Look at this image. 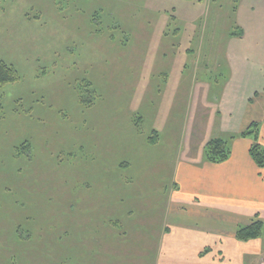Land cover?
Returning <instances> with one entry per match:
<instances>
[{"label": "rangeland", "instance_id": "obj_1", "mask_svg": "<svg viewBox=\"0 0 264 264\" xmlns=\"http://www.w3.org/2000/svg\"><path fill=\"white\" fill-rule=\"evenodd\" d=\"M241 3L0 0V264H153L185 141L220 135Z\"/></svg>", "mask_w": 264, "mask_h": 264}, {"label": "crops", "instance_id": "obj_2", "mask_svg": "<svg viewBox=\"0 0 264 264\" xmlns=\"http://www.w3.org/2000/svg\"><path fill=\"white\" fill-rule=\"evenodd\" d=\"M234 8L236 30L230 34L223 53L224 96L217 107L208 103L203 106L204 114L216 107L222 116L220 135L197 137L193 133L185 141L186 148L174 168L177 191L168 202L163 227L154 238L153 264L264 262V232L260 238L250 240L236 236L240 225L259 220L264 226V167H259L250 155L252 140L240 137L253 122H259L264 140V0H242ZM210 86L205 83L202 87ZM232 136L236 137L227 160L206 159L209 140Z\"/></svg>", "mask_w": 264, "mask_h": 264}, {"label": "trees", "instance_id": "obj_3", "mask_svg": "<svg viewBox=\"0 0 264 264\" xmlns=\"http://www.w3.org/2000/svg\"><path fill=\"white\" fill-rule=\"evenodd\" d=\"M20 79L18 70L3 60H0V86L8 83L16 82ZM150 136V142H155V137L158 138L157 131ZM248 135L253 136L254 142L250 147V155L259 167H264V147L258 138L260 135V123L253 122L251 126L240 134L242 137ZM234 138V136L230 137ZM231 154L230 142L227 139L217 138L209 140L205 145V156L211 162H222L229 158ZM264 226L259 220L248 225H240L237 228L236 236L240 240H250L260 238L263 235Z\"/></svg>", "mask_w": 264, "mask_h": 264}]
</instances>
